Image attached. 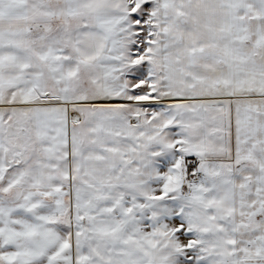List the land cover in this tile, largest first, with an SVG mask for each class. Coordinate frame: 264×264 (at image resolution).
Masks as SVG:
<instances>
[{
    "label": "snow or ice",
    "instance_id": "1",
    "mask_svg": "<svg viewBox=\"0 0 264 264\" xmlns=\"http://www.w3.org/2000/svg\"><path fill=\"white\" fill-rule=\"evenodd\" d=\"M0 264H264V0H0Z\"/></svg>",
    "mask_w": 264,
    "mask_h": 264
}]
</instances>
